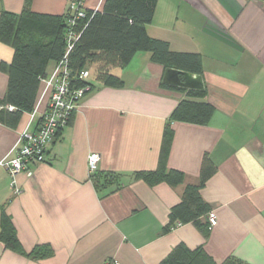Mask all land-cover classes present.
I'll return each instance as SVG.
<instances>
[{
    "label": "crops",
    "instance_id": "crops-1",
    "mask_svg": "<svg viewBox=\"0 0 264 264\" xmlns=\"http://www.w3.org/2000/svg\"><path fill=\"white\" fill-rule=\"evenodd\" d=\"M71 1L0 0V12L19 14L27 3L36 13L64 15ZM104 1L82 5L102 10ZM147 33L174 52L201 55L204 100L215 108L206 125L170 124L166 165L182 172L183 182L149 185L133 175L157 168L166 121L185 97L162 86L164 68L149 52H138L126 67L111 70L123 87L92 80L94 88L54 136L45 162L30 177L16 176L18 194L0 165V210L24 251L0 237V264H159L178 244L202 248L216 264H264V1L156 0ZM13 52L0 42V64L8 65ZM7 83L0 69V102ZM28 120L23 113L15 127L0 122V160ZM91 152L100 156L99 174L120 175L118 187L96 190L87 168ZM205 154L216 170L200 193L216 224L206 235L193 223L162 233L185 186L199 183ZM36 247L52 253L28 255Z\"/></svg>",
    "mask_w": 264,
    "mask_h": 264
},
{
    "label": "trees",
    "instance_id": "trees-1",
    "mask_svg": "<svg viewBox=\"0 0 264 264\" xmlns=\"http://www.w3.org/2000/svg\"><path fill=\"white\" fill-rule=\"evenodd\" d=\"M155 7L156 0H105L102 10H86L87 16L76 20L73 26L75 31L81 30V34L68 56L72 74L78 75L87 69L91 81L107 87L121 88L123 80L112 74L111 70L126 67L138 52H149L150 60L164 69L174 68L202 75L200 54L174 52L167 41L148 35L147 26L153 20ZM68 18V11L64 15L36 13L27 3L19 14L5 10L0 12V42L10 45L14 51L8 65L0 64V69L8 76L7 90L0 102V122L15 127L23 113L32 112L40 90V80L45 76L48 64L57 62L64 53ZM172 88L185 92V97L174 107L166 121L157 168L133 173L136 179H142L149 185L167 183L174 187L183 182L182 172L169 169L166 165L172 140L170 124L183 122L206 125L215 109L204 100L205 88ZM7 105L15 109L9 111ZM215 170L213 162L205 154L201 161L199 183L185 186L180 201L170 208L168 222L162 233L168 232L177 223H193L200 227L204 235L207 234L210 229L207 218L203 223L200 218L206 217L212 206L203 200L200 190ZM89 179L96 190H100L109 186L118 187L120 175H102L97 171L89 175ZM0 220L2 241L7 247L24 253L4 208L0 210ZM40 247H36L28 255L36 258L52 253L50 249L44 248L42 251ZM159 264L216 263L202 248L191 250L178 244Z\"/></svg>",
    "mask_w": 264,
    "mask_h": 264
},
{
    "label": "built area",
    "instance_id": "built-area-1",
    "mask_svg": "<svg viewBox=\"0 0 264 264\" xmlns=\"http://www.w3.org/2000/svg\"><path fill=\"white\" fill-rule=\"evenodd\" d=\"M82 4L83 0H72L69 4L64 53L54 63L52 69L41 78L40 90L34 108L29 113V120L19 132L18 138L9 152L0 160V165L6 169L10 176V185L15 194L20 192L16 176L23 173L30 177L33 174V167L45 162L48 146L54 136L69 124L81 99L94 88L89 70L84 69L78 75H73L68 64L69 53L81 34V30L75 31L73 26L76 20L87 16V11ZM79 83L83 84L79 85ZM43 105L45 107L42 113H39ZM6 108L9 111L15 109L11 105H7ZM36 117L38 120L35 123ZM99 160L98 153L88 154L89 175L98 171ZM207 221L209 228L216 224L214 211L207 214ZM179 225L181 224L177 223L175 227ZM104 264L118 263L112 260L106 261Z\"/></svg>",
    "mask_w": 264,
    "mask_h": 264
},
{
    "label": "water",
    "instance_id": "water-1",
    "mask_svg": "<svg viewBox=\"0 0 264 264\" xmlns=\"http://www.w3.org/2000/svg\"><path fill=\"white\" fill-rule=\"evenodd\" d=\"M162 83L172 87L184 88L186 90H203L205 88L201 74H194L174 68L164 69Z\"/></svg>",
    "mask_w": 264,
    "mask_h": 264
}]
</instances>
